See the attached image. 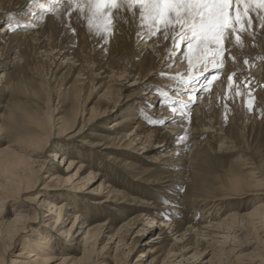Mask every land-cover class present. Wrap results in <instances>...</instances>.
Segmentation results:
<instances>
[{
    "label": "bare ground",
    "instance_id": "bare-ground-1",
    "mask_svg": "<svg viewBox=\"0 0 264 264\" xmlns=\"http://www.w3.org/2000/svg\"><path fill=\"white\" fill-rule=\"evenodd\" d=\"M85 1L45 0L43 3L42 0H0V18L3 14L6 15L4 20L0 21L2 24L0 25V87L8 90L15 85V77H11L9 72L5 71L6 67L20 70L22 65L25 70L27 68L31 71L33 79L41 80L42 85L48 84L49 79L52 81V78L55 77L54 73L64 69L60 74L62 78L65 77V80H68V78L74 77L67 87H63L65 92L62 96L64 102L67 101L72 107L73 113L72 117H69L65 122L59 121L60 125H58L57 131L62 133L61 137L64 136L68 139L70 132L75 131L76 134L86 125H93L97 121L107 118L110 113L105 108L101 110L91 108L89 116L83 117L86 109L81 107L88 100L87 96L81 100L85 85L88 84L86 89L88 93L100 86L103 87L102 96L104 97L116 94L118 88L114 86L121 85V83L129 82V86H136L138 89L136 99L130 106L127 103L121 107L120 112L117 111V114L113 116L125 114L110 123L102 120V127L109 132L108 139L99 140V135L92 132L91 136L94 139L86 144L91 151L108 149L115 152L118 151L117 148L121 149L119 152L127 157L122 162L124 169H129L131 162L128 159L139 155V152L142 154L153 152L146 157L149 165L148 169L143 170L145 175L157 172L156 162L164 169L166 166L171 169L163 173L164 175L154 176L151 179L144 177L136 179L135 177L134 181L147 185L167 200L162 204L158 200H143L135 194L132 197L133 203H129V205L143 206L141 208L143 211L136 214L134 218L121 223L117 228L115 227L116 219H108V222L102 224H93L88 209L83 212L72 211L78 206L75 197L56 201L58 197L53 198L52 194L48 192L52 188L48 185L49 182L55 184L53 191L65 190L66 188L61 184L63 182L70 187L72 193L80 179L87 182V180L95 179L97 174L91 172L87 177H83V173L90 165L82 163L78 159L79 156L74 159L63 151L50 153L54 161L60 158L61 164H63L62 169L57 170L46 166V160L42 155L46 149L50 148L51 138L59 136L57 133L53 134L56 124L51 123L52 119L49 120L52 108L48 103L44 111L45 117H39L33 122L38 128V133L22 139L26 144L23 153L19 152L16 149L18 146L14 144L0 147V264H7L8 252L18 242L19 234L28 226L32 227L31 224L45 208H47V212L44 210L43 216H47L46 219L51 221L52 215H54L53 224L62 225L63 234L79 244L80 257L67 254L54 255V250H63L60 247L62 241L52 240L49 234L33 228V240L27 239L22 242L21 248L10 258L9 264H90L91 262L107 264L104 260L108 257V250L111 247L109 243L115 244V248L118 250L121 244H126L125 238L133 233L132 229H135L136 224L145 216L147 217L146 224L140 226L136 232L145 229L148 223L152 228L156 227L157 230V233L149 238L150 243L155 242L154 240L156 242L171 241L172 243L162 259L154 256V253L159 252V247L153 244L145 250L146 253L141 252L140 256H145L146 259L142 260L141 257H137L135 263L140 261L137 264H165L164 260L169 256L170 258H179L178 262L191 260V262L198 261L199 264H264V201L247 214H241L234 210L231 212L223 210L221 206H214L213 203V206L208 205L207 202L203 203L208 200L205 198L186 199L187 196L183 190L184 186L193 179V164L201 156L202 148L218 149L222 144L233 141L229 134L226 136L217 128H212V121L216 120L213 109L217 101L235 92L238 87L237 82L244 77L256 83L257 86L261 85V79L264 78V62H257L258 53L255 52L251 41L247 39V34L244 33L246 37H243L241 31L239 32V28H246L242 20L246 17L243 15L240 22H235L239 7L235 8L233 4L237 0H231L226 9L235 30L229 28L223 34V46L227 50L223 54V67L220 69L213 67L214 63H219L221 60V57L217 56L202 62L204 64L200 67L198 65L195 72L187 71L192 66L189 65L188 59L184 55L187 51L186 45L181 43L179 48H174L171 39L165 41L159 34L151 35L147 31V26L141 22L138 6L130 9L127 4L118 11L112 10V26L107 30L108 33L105 32L101 24L100 29L89 30V35L83 33V42L77 50L72 46L68 47L66 51L69 50V52L63 58L64 61L57 62L56 57L62 54L61 52H66L64 51L66 47L61 42V44L51 43L47 46L46 39L48 38V42L51 40L50 31L52 28L63 25L76 13L80 16L87 13V11L84 12V9L81 11ZM255 5L257 6V4ZM21 10H26L24 15L22 16L20 13L17 15V12ZM176 31H179L178 27ZM237 36L240 37L239 40H237ZM37 42L44 45H39L41 48L46 46L47 48L45 50L38 48L35 45ZM75 43L72 38L65 42L68 45H75ZM211 47L215 48L216 46L212 45ZM260 48L262 47L260 46ZM22 49L25 50V53L29 52L32 57L45 52L43 55L49 60L45 72L33 69L32 66L31 69L30 62L26 59L28 56L25 58L20 53H16L12 61H8L12 51L19 52ZM52 52L54 53L52 54ZM54 62L56 63L55 69L51 72ZM174 63L175 65H173ZM194 64L197 63L194 62ZM60 65H65V67L58 69ZM161 73L165 75L162 76ZM230 76L231 80H229ZM95 79L100 80L98 86H96L97 83H94ZM60 87H62L61 84ZM158 89L171 92L168 96L163 97L161 91H157ZM253 94L258 100L264 97V92L260 87ZM49 99L51 100V98ZM169 101H173L174 104H168ZM146 104H156L157 106L150 107L152 114L149 113V119L144 121L136 111L146 107ZM184 104L186 108L182 109ZM188 106L190 107L188 108ZM53 108L55 109V107ZM173 108L176 109L175 112L172 111ZM133 119L137 120L132 129L128 130L127 127ZM153 120H163L164 122L162 124L152 123ZM78 125L79 127H77ZM2 132L3 128L0 125V138ZM206 133L209 134L208 139H202ZM168 143L173 144L171 149L165 153H154L157 152L154 148ZM78 151L76 150L77 153L80 152ZM108 160L114 163L118 161L113 155H108ZM247 161L245 157L238 163L249 168L246 177L264 175L261 170H255L256 168L251 163L247 164L249 163ZM132 164V167L136 166L135 162ZM43 172L45 174L41 176ZM41 177L48 178V180L43 184L40 183L42 185L38 190ZM106 179L99 185V189L104 186L106 188L103 200L93 202L96 212H99L98 210L110 201L115 204L120 203L116 198H112L117 190L113 189L110 184L105 185ZM257 181L260 179L255 180L256 183H258ZM236 187L239 186L236 185ZM32 191L36 192L28 193ZM234 195L236 194L234 193ZM11 202L14 204L15 212L12 218L8 219L5 207ZM15 202H19V204ZM203 213L205 215H202ZM68 222H70L69 226L63 228ZM48 223L50 222H46V224ZM242 235L248 237L242 238ZM105 237L107 241L97 251L96 244ZM230 241L233 243L228 244ZM249 244L255 250L242 258L243 256H240L238 252ZM57 245H59V249H57ZM189 252L191 254L188 256ZM207 255L209 256L207 257ZM203 258L204 260H202ZM145 260L147 261L145 262ZM114 264L116 263L114 262ZM169 264L174 263L170 262Z\"/></svg>",
    "mask_w": 264,
    "mask_h": 264
},
{
    "label": "rangeland",
    "instance_id": "rangeland-1",
    "mask_svg": "<svg viewBox=\"0 0 264 264\" xmlns=\"http://www.w3.org/2000/svg\"><path fill=\"white\" fill-rule=\"evenodd\" d=\"M42 1L44 3L45 0ZM255 4H257V6ZM82 6H84L82 7L84 9V12L87 11V13L85 12V14H82L81 16L76 13L74 17L64 22L63 25H60L56 28H52L50 31V33L52 34V35L50 34L51 40H49L48 42V38H47L45 42L47 46L48 44L51 43L54 45L62 43L64 44L63 46L66 47V48L64 47L65 48L64 51H66V49L70 46H72V48L77 50L78 46L83 42V33L86 34L88 33L89 35L90 32L89 31L90 29L88 27L89 20L92 19V22L94 24H101L103 26L102 22L104 18L102 19V17H93L91 11L88 10L89 6L86 3V1ZM233 7L235 8L239 7L238 9L240 12L239 15L240 16L244 15V17H246L242 19L243 22L245 23L246 28L244 29L239 28V32L241 31L243 37H246L247 34V39L251 41V45H253L255 52L258 53L259 57L257 58L258 60L257 62L260 61L264 62V6H261L258 3L250 2V0H245L244 3H238L236 1L233 4ZM25 11L22 10L18 11L17 15L20 13L23 16ZM5 16L6 15L3 14L2 17L0 18V21L4 20ZM0 25L2 24L0 23ZM105 32L108 33L109 31H105ZM70 38L74 40V43L75 41H77L75 45L65 44V42H67ZM37 43L35 45H37L38 48L40 46H44L43 44L41 45V42H37ZM47 46L40 48L42 50H45ZM260 46L262 48H260ZM54 52H52V54ZM68 52L69 50H67L64 53L61 52L62 54H59L55 60L57 62L64 61L63 58L67 56ZM16 53L22 54L23 56H25V58L28 56L26 59L27 61L29 60L28 62H30L29 66L31 69L33 67V69H37L41 71L43 70V72H45L46 64L49 61L47 60V57L43 55L45 54V52H42V54L41 53L35 54V56L32 57L30 56L29 52H27L29 55L25 53L24 49H22V51L19 52L12 51L10 53V57L8 58V61H12V58ZM29 57L31 58L29 59ZM202 64L204 63L194 64V66L188 68L187 71L195 72L197 71L198 65L200 67ZM55 65L56 63L54 62L51 67V72L55 69ZM173 65H175V63ZM62 67L64 68L65 65L63 66L60 65L58 69H61ZM63 70L64 69L54 73V76L57 78L55 77L52 78V81L49 79L48 84L46 83L45 85H42L41 80L37 78L33 79L34 77L31 76V71L28 70L27 68L25 70V67H22V65L20 70H18L17 68L6 67L5 71L9 72L11 77H15V85L13 86V88L8 90L0 87V89L2 88L0 90V125L3 128V132H2L3 134L1 135L0 138V147H4V146L7 147V144H14L18 146V148L16 149L19 152L23 153L26 144L23 143L22 139L23 138L26 139L29 136L31 135L33 136L36 133H38V128L37 126H35V124H33V122L36 121L39 117L42 118L45 117L44 116V111L46 110L45 107L49 103V105L52 108L51 112L49 113V120L51 121L52 119L51 123L56 124L55 126L56 129L53 130V134L57 133V135L59 136L54 137L53 139L51 138V142L49 143L50 148L46 149V151L42 155L43 158H45L46 160L45 161L46 166L57 170L62 169L63 164H61L60 158L54 161V158L50 156L51 155L50 153L54 151H59V152L63 151L64 153H67L68 155L74 157V159H76L79 156L78 159L81 160L82 163L90 165L88 166L87 170L83 173V177L84 176L87 177V175L91 172H95L97 175L95 176L96 177L95 179L87 180V182H84L83 179H80L79 183L75 185L76 187L73 188V190L75 191H73L72 193L70 192V187L64 184L63 182L60 183L62 184V187L64 186L67 190L65 189V190L53 191L55 188V184L49 182L48 185L52 188L51 191L48 190V192L52 194L53 198L58 197L56 201H59L67 197L70 198L75 197L76 202H78V206L76 207V209H72V211L77 210V212H81V211L83 212L84 210L88 209L90 212V217H92L93 224H102L104 222H108V219L109 220L116 219L115 227L117 228L118 226H120L121 223L134 218L136 214L141 213L143 211L141 209L143 206L129 205V203L130 204L133 203L132 197L135 196V194L137 195V197L142 198L143 200L146 201L158 200L159 202L162 203L167 200L164 197L159 196L158 193L154 192V190L152 188L150 189L147 185L138 181H134V178L136 177V179H139L144 177L146 179H151L154 176L157 177L160 175H164L163 173H165L167 170L171 168L166 166V169H164L160 167V164L156 162V165L158 167L157 172L154 173L151 172L150 174L145 175L143 170L148 169L147 166L149 165L148 161L146 160V157L147 155L153 152L149 151L145 154L139 152L138 153L139 155H137L138 157L135 156L134 158L128 159L131 162L130 164L131 166L129 165L130 166L129 169L126 168L124 169V164L122 162H124L127 157L123 155L121 152H119L121 151V149L116 147L118 151L115 152L114 151L111 152V150L108 149H102V150L95 149L94 151H91V149H89L88 145L86 144L94 139L91 136L92 132H95L99 135L98 136L99 140L108 139L109 132L107 129H104L102 127L103 125L102 122L104 121L110 123L112 122V120L125 114L122 113L113 116L114 114H117L116 113L117 111L118 113L120 112L121 107L125 106L127 103H129L128 105L130 106L131 103L136 99L138 89L136 86H129L128 85L129 82L121 83V85L114 86L118 88L117 93L108 97L102 96V93L104 92L103 87L100 86L98 89H93L90 93H88V91L86 90L88 88V84L85 85L84 94L82 96L83 98L81 100H83L85 96H87L88 100L85 102L84 105H82L83 107H81L80 105L81 108L86 109L83 117L87 118L89 116L91 108H95L96 110H101L102 108L103 109L105 108V110H109L110 113H108L109 115L107 118L101 119L96 123H94L93 125L90 124L86 125L84 129H82L76 134L74 133L75 131L70 132V135H68L70 138L68 139L65 138L64 136L61 137L60 135L62 133L60 131H57V127L59 128L58 125H60L59 121L65 122L67 119H69V117H72V113H73L72 107L67 101L64 102L62 96L64 95L65 92L63 90V87L65 86L67 87L71 83L74 77L68 78L69 81L65 80V77L62 78L60 76ZM166 73L169 74V72ZM49 75L51 76V73ZM59 76L60 78H58ZM99 81L100 80L98 79L94 80V83H97L96 86L99 85L100 83ZM253 83H254L253 81L249 80L247 77H244L242 80L237 82L238 87L235 92H232L228 94L226 97L221 98L219 101H217V104L214 106L213 114L216 120L212 121L213 124L212 128L214 129L217 128V130H220V132L226 136H228L227 134H229L230 136H232L231 139L233 141L232 142L230 141L229 143L226 144H222L220 147H218L219 150L211 147L202 148L201 156L193 164L194 167L193 179L189 181L183 188L184 193L187 196L186 199L192 200L194 199V197L205 198L208 200L203 201V203L207 202V204L208 205L210 204L211 206H213V204L214 206L219 205L223 210L226 211L230 210V212L231 210H234L241 214L243 213L247 214V212L251 211L254 207H256L258 204L264 201V175L262 174L263 177L261 175L260 176L257 175L258 177L255 175V177L248 178L246 177V174L249 173L248 172L249 168H245L244 166L238 164L240 163V160H243L246 157V159L248 160L247 162H249L247 164L251 163V165L256 168L255 170H261L264 173V104H261L262 102L264 103V97L261 96L263 98L258 100V98H256L253 94L257 91V89H259V87L261 88V91L264 92V78L261 79V85L259 84L257 86L256 83L254 84ZM60 84L62 85V87H60ZM170 92L171 91L168 92L167 90H163L161 91V95L163 97L168 96ZM49 98H51V100ZM250 98L254 103L251 101ZM241 99H243V101H241ZM113 101H115V103H112ZM229 101L232 103H230ZM167 103L170 105L174 104L173 101H169ZM155 105L156 104L153 105L146 104V107L136 111L137 115L143 117L144 121H146V119L148 120L150 107H153ZM53 107H55V109ZM189 107L190 106H188V108ZM181 108L185 109L186 108L185 104L182 105ZM217 110H219L218 113ZM150 114H152V112ZM136 120L137 119H133V121L128 125L127 127L128 130L132 129V126L136 122ZM79 123H80V119H79ZM245 126L248 127L246 128ZM77 127H79V125ZM208 135L209 134L206 133L204 137L202 136V139H206V138L208 139L209 137ZM172 145L173 144L168 143L165 144L164 146H157V148H154L157 152L154 153L157 154L165 153L167 150L171 149ZM59 148H62L64 150L62 149L59 150ZM76 150H79L80 152L78 151L79 153H77ZM75 153L76 155H73ZM108 155L109 156L113 155L118 161L115 163L112 161L110 162L108 160ZM134 162L136 166L132 167L133 165L132 163ZM44 174L45 172H43L41 176H43ZM237 175L240 176L239 177L240 180L238 181L237 179L239 178ZM105 179L107 180L104 182L105 185L110 184L112 185L113 189L117 190L116 193L112 196V198L113 197L116 198L118 202L120 201V203L115 204L110 201L107 204H105L103 207H101L98 210L99 212H96V210H94L93 208L95 205L93 204V202H95L96 200L98 201L100 199L103 200L106 188L104 186L102 189H99V185ZM258 179H260V181H257L258 183H256L255 180ZM47 180L48 178L41 177L38 190L41 188V185ZM40 183L42 184L40 185ZM228 183H230V185H228ZM235 184L239 187H236ZM35 192L36 191H32L28 193L32 194ZM234 193L237 195V197L236 195H234ZM16 204H19V202H17ZM5 209L8 214L7 218L8 219L12 218L15 212L14 204L12 202L8 203V206H6ZM44 210H46L47 212V208H45ZM44 210L41 211L39 216L36 218L37 221L35 220V222L31 224L32 227L28 226L19 234L18 242L14 246H12L8 252L7 264H9L10 258L14 254H16L17 251L21 248L22 242H24L27 239L33 240L34 238V231H32L33 228H37L40 232L49 234L52 237V240L59 239L62 241L63 244L61 243L60 247H62L64 251L63 250L61 251L59 249L60 247H58L59 245H57L56 247H58L57 249H59L60 251L54 250L55 251L54 255L58 256V255L67 254L73 257L74 256L80 257L81 250L79 244H77L75 240H71L65 234H63V231H61L62 225L53 224L52 221L55 220L54 215H52L51 221L46 219L47 216H43V214H45ZM202 215L205 214L203 213ZM146 218H147L146 216L143 217L140 220V222L136 224L137 225L136 228L132 229L133 233L125 238L126 244L124 245L121 244L118 250H116L115 244L109 243L111 247L109 248L110 250H108V257L105 258L104 260L105 262H107V264H114V262L116 264H137L140 262L137 261V263H135L137 257H141L140 256L141 252H145V250L148 247L153 246V244L156 247H159V252L154 253L155 254L154 256H156L159 259H162L166 255L167 251L170 248L169 245L172 243L171 241L156 242V240H154L155 242L152 243L148 241L149 238H151L154 234L157 233L156 227L152 228L150 224L147 223L145 229H143L140 232H136V230L140 226L146 224L147 221ZM46 222H50V223L46 224ZM66 224L65 226H63V228L69 226L70 222ZM168 237H172V236H168ZM241 237L243 238L248 236L242 235ZM106 241H107L106 237L98 241V243L96 244L97 251L100 250L101 246H103ZM232 243L233 241L228 242V244H232ZM253 250L255 249H253L251 244H249L241 248L238 253L240 254V256H243L242 258H244L246 254L250 253ZM190 254L191 252L188 253V256ZM208 256L209 255H207V257ZM141 258L142 260L146 259L145 256H142ZM178 260L179 258L177 257L170 258L169 256V258H166L164 260V263L165 264H169L170 262L174 264L200 263L198 261L191 262V260L188 262L186 261L178 262ZM202 260H204V258ZM241 260L245 261L246 259H241ZM146 261L147 260H145V262ZM100 263L91 262L90 264H100Z\"/></svg>",
    "mask_w": 264,
    "mask_h": 264
},
{
    "label": "snow or ice",
    "instance_id": "snow-or-ice-1",
    "mask_svg": "<svg viewBox=\"0 0 264 264\" xmlns=\"http://www.w3.org/2000/svg\"><path fill=\"white\" fill-rule=\"evenodd\" d=\"M237 2L244 3L245 0H237ZM250 2L264 6V0H250ZM86 3L93 17L104 18L102 23L105 31L112 26L113 9L118 11L125 4L130 9L138 6L141 22L147 26V31L151 35L159 34L165 41L171 39L174 48H179L181 43L186 45L187 51L184 55L190 66H193L194 62L202 63L209 58L214 59L219 56L220 62L214 63L213 67L222 68L223 54L227 51L223 46V34L226 29L235 30L226 11L231 0H86ZM241 19L238 10L235 22L238 23ZM100 27V24H93L92 20H89L90 30ZM239 39L240 37L237 36V40ZM212 45L216 47L212 48ZM175 110L172 109L174 112ZM163 122V120L152 121L161 124Z\"/></svg>",
    "mask_w": 264,
    "mask_h": 264
}]
</instances>
